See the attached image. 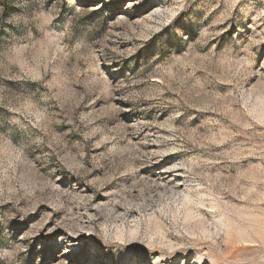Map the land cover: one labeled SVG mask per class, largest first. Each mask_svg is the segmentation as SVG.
<instances>
[{"label":"rangeland","instance_id":"1","mask_svg":"<svg viewBox=\"0 0 264 264\" xmlns=\"http://www.w3.org/2000/svg\"><path fill=\"white\" fill-rule=\"evenodd\" d=\"M5 125L0 264H264V0H0Z\"/></svg>","mask_w":264,"mask_h":264},{"label":"snow or ice","instance_id":"2","mask_svg":"<svg viewBox=\"0 0 264 264\" xmlns=\"http://www.w3.org/2000/svg\"><path fill=\"white\" fill-rule=\"evenodd\" d=\"M124 3H127L128 0H123ZM240 6H243V3L240 4ZM181 22L179 20L176 21V24L173 25V27H180ZM167 35V39L164 41L165 43H171L172 36H171V29L167 30L166 33H162L161 36H158L156 39H161V37ZM0 134H6V135H11V133L8 132V126H0ZM12 139L18 140L19 136L18 135H13ZM45 231H51V225L48 226V228L45 229ZM54 237H45V239H53ZM70 239V238H69ZM73 243L76 244H83L86 246H95L97 245V242L94 240H88L82 238L80 241H74ZM99 247L101 250H104L107 248L108 254L110 256H113L112 264H143V261L146 260L147 264H151V259L150 257L147 256L146 253L143 254V257L141 256V253L134 248L131 247H123V248H118L113 255L112 253V247L110 245H104L100 244ZM58 252H71L72 249L69 248L68 241H63L61 243V247L57 250ZM54 259L58 262L60 259H65L68 260V256H60L57 255L54 257ZM168 264V262H166Z\"/></svg>","mask_w":264,"mask_h":264}]
</instances>
